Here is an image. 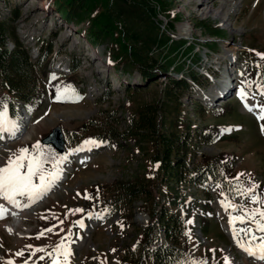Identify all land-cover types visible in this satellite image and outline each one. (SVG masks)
Instances as JSON below:
<instances>
[{
  "label": "rangeland",
  "instance_id": "1",
  "mask_svg": "<svg viewBox=\"0 0 264 264\" xmlns=\"http://www.w3.org/2000/svg\"><path fill=\"white\" fill-rule=\"evenodd\" d=\"M114 1L112 13L116 21L126 27L128 34L135 33L127 43L142 55L151 57V70L164 58L165 47L151 44L145 48L141 41L143 35L156 34L161 40L166 36L175 41L184 39L187 41L185 46L191 47L184 57H179V64L185 65L186 58L190 62L197 59L196 68L200 67L206 78L198 73L197 79L202 84H193L180 94V99L191 122L199 129L211 130L213 138L196 145L190 164L206 161L213 165L217 169L214 172L216 183L197 186L183 180L170 181L164 186L156 167L147 159L148 152L154 148L151 137L115 136V132L123 129V119L138 104L161 99L167 73L176 77L179 73L174 74L169 69L143 78L135 66L128 69L115 66L105 44L90 46L83 39L82 30L87 26L88 16H83L79 22L63 20L56 12L53 0H0V16L9 17V10L15 11L16 19L11 25L17 39L28 48L31 60L40 46L49 44L51 51L43 69L34 72L42 95L29 105L28 117L21 121L23 113L19 101L16 112H7L8 118L17 125L22 122L19 128L22 133L10 139L0 133V167L5 166L19 149L31 148L37 142L45 151L50 149L58 153L50 144L39 141L55 125L63 135L62 152L74 147L86 134L104 130L114 134L107 142L95 147L88 145L84 150H78L81 146L71 150L66 164L61 165L60 179L34 205L23 207L28 203L27 198L17 197L22 222L10 230L6 226L12 223V217L6 214L0 219V263L11 260L13 264H25L26 261L27 264H44L49 259H58L59 264H64V258L57 257L54 249L62 238L67 237L64 243L70 246L71 252L67 264H148L147 259H139L149 242L143 230L152 222L153 210L160 203H166L180 217H185L177 243L184 246L186 254L207 264H225V257L230 264H262L241 255L233 237L225 232L232 228L224 223H229L230 215L242 217L245 210H264V203L259 202L264 201V134L261 133L264 120L257 119L264 98L255 88L245 86L247 91L242 99L237 86L240 70L243 74L250 71V76L254 77L258 73L256 81L264 85V62H249L252 56L244 55V52L264 54V0ZM126 5L138 8L131 7L125 12ZM143 6L149 7L150 13L140 15L139 8ZM94 7L101 9L99 5ZM198 23L203 28L197 26ZM207 42H212L211 48ZM76 48L80 55L72 53ZM228 48L232 50L227 51ZM78 56L82 61L75 70L56 67L57 62L66 66L67 61L78 59ZM210 68L217 73L224 69L231 70V75H234L233 69L237 72L235 79L227 82V89L215 98ZM230 72H227L229 76ZM49 77L51 81L47 85ZM70 83L80 88L77 96L81 99L73 96L57 101L51 97L50 87L54 90L65 88ZM3 94L0 88V108L4 106ZM244 102L253 111L244 109ZM170 117L171 113L165 116L164 128ZM122 181L141 184L148 191L127 199L116 190L117 183ZM233 183L240 184L242 189L239 191ZM253 185L256 186L253 188L255 194H242ZM173 190L176 197L169 203L166 198H170ZM253 196L257 203L252 202ZM222 201L228 205L227 209L222 206ZM5 202L0 198V205L6 206ZM232 206H236L235 211ZM105 207L108 211L102 214L101 209ZM77 208L83 211L75 214L69 211ZM85 208L94 209L101 216L77 224L78 219L85 217ZM259 219L257 216L256 220ZM235 227L254 230L256 223L253 220H246L244 224L235 221ZM49 228L53 231H45ZM41 232L44 234L40 235ZM137 240L139 242L131 250ZM18 252L23 255H17Z\"/></svg>",
  "mask_w": 264,
  "mask_h": 264
},
{
  "label": "trees",
  "instance_id": "2",
  "mask_svg": "<svg viewBox=\"0 0 264 264\" xmlns=\"http://www.w3.org/2000/svg\"><path fill=\"white\" fill-rule=\"evenodd\" d=\"M53 2L55 3L58 16L63 20L79 22L83 16H88L89 19H86L88 21L87 26L82 30L83 39L91 46L105 44L108 55L115 66H120L122 69L135 66L143 78H147L157 72L165 73L169 69L173 70L174 74L180 73L177 77L167 73V81L163 88L161 99L138 104L123 119V129L120 132H115V136L122 135L124 138L141 139L147 136L151 137L154 148L151 152H148L147 159L156 167L159 179L164 186H167L166 183L170 181L176 183L183 180H188L197 186H201L204 182L213 179L214 172L217 169L210 163L205 161L203 164L198 162L190 164V158L196 150V145L201 141L210 142L213 138V132L209 129L197 128L186 116L182 107L183 102L180 99V94L190 88L192 84H200L202 82L197 79L198 70L194 67L197 64V59H193L190 62L189 58H186L185 65L179 64V57L181 55L184 57L185 53L191 48L190 46H185L187 41L184 39L175 41L168 36L161 40L156 34L143 35L141 41L145 48H148L151 44L159 48L165 47L163 50L164 58L161 56L163 59L159 60L154 70H151L149 68L151 57L147 54L142 55L127 43L130 38L135 37V33L134 35L128 34L126 27L116 21L112 13V8L116 1L53 0ZM96 5H99L101 9L95 10L94 6ZM131 7L138 8L126 5L125 12ZM150 11L149 7L143 6L139 8L140 15L146 12L150 13ZM14 19H16V13L13 10H9V17H6V15L0 16V88L4 91L2 103L7 106L10 112L15 110L18 101L26 110H30L29 105L40 99L42 93L37 85V78L34 72L36 69H43L50 52L49 44L40 46L38 48V56L31 60L28 48L15 36L11 25V21ZM197 26L203 28L199 23ZM8 41H10V46ZM207 43H209L208 47H210L212 42ZM188 53H191V51ZM244 55L245 57L252 56L251 62L253 63L254 61L264 62L254 53L244 52ZM142 56L145 57L142 58ZM70 66L71 69H74L78 66V62H72ZM244 67L245 69L248 68L247 66ZM182 72H185V74H182ZM244 74L242 73L244 79L258 83L256 81L258 73L255 74V77L250 76V71H246ZM259 85L261 86V84ZM68 86L75 93L79 91V88L71 83ZM50 89L51 95L56 97L57 88L54 90L50 87ZM60 89L63 96L64 88ZM69 96L71 95H64L62 98ZM36 97L37 100H35ZM170 113L169 124L164 128V118ZM157 115L158 118H156ZM159 118L160 121L158 120ZM181 125L185 127L181 128ZM113 135H111L109 130H104L103 132L96 131L86 134L81 139L109 140ZM31 148L29 149L31 150ZM54 154L57 157L62 156L59 153ZM46 166L51 167V163L46 164ZM116 190L120 196L123 195L127 199H131L139 192L148 191L141 184L138 185L132 181L117 183ZM175 195L176 191L173 190L170 198H166L167 201L169 203L174 202ZM165 204L160 203L158 208L154 210L152 208L154 214L153 222L149 226H145L143 231L147 233V240L153 241V243L149 244V246V242H147L139 259H147L148 264H187L188 256L185 255L184 248L177 243L185 218H181L174 212L173 208ZM84 210H90V208H85ZM155 224L159 225L165 239L156 245L154 244L156 237L152 233ZM138 242V240L133 242L131 250H134Z\"/></svg>",
  "mask_w": 264,
  "mask_h": 264
},
{
  "label": "snow or ice",
  "instance_id": "3",
  "mask_svg": "<svg viewBox=\"0 0 264 264\" xmlns=\"http://www.w3.org/2000/svg\"><path fill=\"white\" fill-rule=\"evenodd\" d=\"M264 59V54L257 53ZM55 78V77H53ZM260 95H264V85L260 86ZM63 95L74 96L77 100L81 97L75 94V91L70 86H66L63 90ZM241 98H244V93L241 91ZM62 99L61 89H57L56 100ZM245 107L249 111H253L252 107L245 104ZM258 120H264V105L259 106ZM18 125L15 121L10 120L7 114V106L4 105L0 108V133L7 132L11 137L15 136L18 131ZM261 133L264 134V124L261 125ZM95 141H85L84 144L78 150H84L89 144H95ZM75 151V150H74ZM67 160V156L57 157L51 150L45 151L39 142L34 144L31 148H21L16 154L9 157L7 164L0 167V198L6 200L9 204L15 207H20V202L17 197H26L28 203L24 204L23 207H30L32 203L43 198L60 179L62 168L61 165ZM51 163V168H46L45 165ZM244 175V174H241ZM256 186L253 185L247 191L242 194L247 195ZM85 198H89L85 196ZM252 202L257 203L258 200L255 196L252 197ZM264 203V201H259ZM222 206L227 209L228 205H225L222 201ZM235 211L236 206H232ZM3 208H0V218L3 215ZM73 214L76 212H82L83 209H71L69 210ZM259 216V220L256 217ZM246 220H253L256 223V228L248 229L241 228L239 231L235 228V221L244 224ZM62 224L63 221H60ZM77 224L82 222L77 221ZM229 225L232 227L233 239L237 246L241 248L248 256L253 257L257 260L264 261V235L257 237L256 232L264 233V210L253 209L251 211H244L242 217L233 218L229 217ZM55 227V226H54ZM45 231L51 232L52 228L46 229ZM243 233L244 236L249 237L245 240L240 235ZM44 233L41 232L40 235ZM40 237L37 236V239ZM67 237L62 238L60 243L54 249L57 257L62 256L64 258V264H67V259L71 255L70 249L65 246L64 241ZM256 241H259L258 243ZM30 247V246H29ZM35 251H43V249H36ZM17 255H23V252H18ZM51 255V254H49ZM43 259V257H41ZM6 264H13L11 260L7 261ZM27 264V261L25 262ZM53 264H59L58 259H53ZM190 264H207L206 261H192ZM225 264H230L227 257H225Z\"/></svg>",
  "mask_w": 264,
  "mask_h": 264
},
{
  "label": "bare ground",
  "instance_id": "4",
  "mask_svg": "<svg viewBox=\"0 0 264 264\" xmlns=\"http://www.w3.org/2000/svg\"><path fill=\"white\" fill-rule=\"evenodd\" d=\"M184 30V29H183ZM232 49L231 48H228L227 49V51H231ZM228 78L229 77V75L228 74H225L224 76H223V82L226 80V78ZM230 83V82H229ZM221 89L222 90H224L222 87H221ZM22 122H24V120H22ZM22 122H21V124H20V126L18 127V129L21 127V125H22ZM17 133H22V132H20V129H19V132L18 131H16V133H15V136H16V134ZM6 136H10L9 135V133H8V135H6ZM6 204V206L3 208V215H5V214H9L11 217H12V223H10V224H8L7 226H6V228L7 229H10V230H14V228H16L17 227V225L18 224H20L21 222H22V217H23V214L21 213V210L18 208V207H15V206H10V205H8L9 203L7 202V203H5ZM8 205V206H7ZM2 215V216H3ZM19 226V225H18ZM231 228V227H230ZM229 229V228H228ZM229 230H231V229H229ZM227 232H228V230H227ZM243 253H245L244 251H242ZM253 258V257H252ZM253 259H255V258H253ZM255 260H257V259H255ZM258 262H262V263H264V261H260V260H257Z\"/></svg>",
  "mask_w": 264,
  "mask_h": 264
},
{
  "label": "water",
  "instance_id": "5",
  "mask_svg": "<svg viewBox=\"0 0 264 264\" xmlns=\"http://www.w3.org/2000/svg\"><path fill=\"white\" fill-rule=\"evenodd\" d=\"M39 141L51 144L58 152L63 149V136L58 125L52 126L46 134L39 138Z\"/></svg>",
  "mask_w": 264,
  "mask_h": 264
}]
</instances>
